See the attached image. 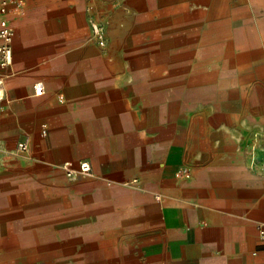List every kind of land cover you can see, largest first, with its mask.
<instances>
[{
	"label": "crops",
	"instance_id": "crops-1",
	"mask_svg": "<svg viewBox=\"0 0 264 264\" xmlns=\"http://www.w3.org/2000/svg\"><path fill=\"white\" fill-rule=\"evenodd\" d=\"M0 25V264H264V0H12ZM226 35L232 63L157 62Z\"/></svg>",
	"mask_w": 264,
	"mask_h": 264
},
{
	"label": "rangeland",
	"instance_id": "rangeland-1",
	"mask_svg": "<svg viewBox=\"0 0 264 264\" xmlns=\"http://www.w3.org/2000/svg\"><path fill=\"white\" fill-rule=\"evenodd\" d=\"M97 23V22H95ZM213 23V22H211ZM214 23H220L214 21ZM99 24V23H97ZM243 21H232V22H225V28L227 31L230 33L232 30L231 28H238L242 26ZM100 25V24H99ZM104 28V27H103ZM224 38V44L221 47L220 44L221 39ZM235 37L233 35H226L224 37L221 36H211V44L208 46L209 49L207 51H204L203 48H198L192 52V54L187 55L186 57L180 58L178 60L177 57L173 58L174 55H186V53L182 52H170L169 46H163V49L161 51H157V62L158 60H163L165 61L166 64H171V66H179L177 67L178 75L181 77H187L191 76L192 74L189 73L191 71V65L194 66V71H195V66L198 64H202L203 62L210 63L212 65V61H216L217 56L221 57L223 61H227V63H232V60H234V55L236 52L231 49L230 45L235 48L233 45L232 41ZM240 40L242 41L243 44H249V37L248 36H240ZM179 40V43L177 45L178 48H181L184 44V37H177ZM201 39V37H195L196 43H198V40ZM106 40V36L104 35V41ZM101 43L100 41H98ZM231 42V43H230ZM228 69V68H227ZM174 70V68H173ZM176 70V69H175ZM198 70H201V68H198ZM214 68H209L210 75L212 72H214ZM227 71V70H226Z\"/></svg>",
	"mask_w": 264,
	"mask_h": 264
},
{
	"label": "built area",
	"instance_id": "built-area-1",
	"mask_svg": "<svg viewBox=\"0 0 264 264\" xmlns=\"http://www.w3.org/2000/svg\"><path fill=\"white\" fill-rule=\"evenodd\" d=\"M12 0H0V16H5L9 11V6ZM91 30L94 37L101 43L104 41V28L95 23L91 22ZM15 39V32L13 29L7 26L0 25V67L7 68L13 63V43ZM36 93L41 95L44 87L42 83L36 84ZM46 134V133H44ZM21 151L27 150L25 143H20L18 147ZM62 169L66 172L68 177H73L81 173H89L90 166L84 162L79 165L78 168L73 167L71 163H65L62 165ZM260 240L264 245V225L260 228Z\"/></svg>",
	"mask_w": 264,
	"mask_h": 264
},
{
	"label": "bare ground",
	"instance_id": "bare-ground-1",
	"mask_svg": "<svg viewBox=\"0 0 264 264\" xmlns=\"http://www.w3.org/2000/svg\"><path fill=\"white\" fill-rule=\"evenodd\" d=\"M247 32V31H246Z\"/></svg>",
	"mask_w": 264,
	"mask_h": 264
}]
</instances>
